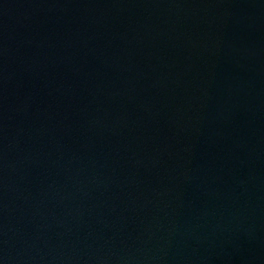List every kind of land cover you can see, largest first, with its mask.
<instances>
[{
    "label": "water",
    "instance_id": "water-1",
    "mask_svg": "<svg viewBox=\"0 0 264 264\" xmlns=\"http://www.w3.org/2000/svg\"><path fill=\"white\" fill-rule=\"evenodd\" d=\"M0 264H264V0H0Z\"/></svg>",
    "mask_w": 264,
    "mask_h": 264
}]
</instances>
